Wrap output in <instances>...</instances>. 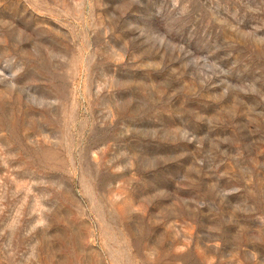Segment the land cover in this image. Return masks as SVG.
Wrapping results in <instances>:
<instances>
[{
	"label": "rangeland",
	"instance_id": "obj_1",
	"mask_svg": "<svg viewBox=\"0 0 264 264\" xmlns=\"http://www.w3.org/2000/svg\"><path fill=\"white\" fill-rule=\"evenodd\" d=\"M0 264H264V0H0Z\"/></svg>",
	"mask_w": 264,
	"mask_h": 264
}]
</instances>
